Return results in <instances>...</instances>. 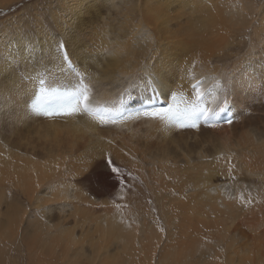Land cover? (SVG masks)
Segmentation results:
<instances>
[{
  "label": "bare ground",
  "instance_id": "bare-ground-1",
  "mask_svg": "<svg viewBox=\"0 0 264 264\" xmlns=\"http://www.w3.org/2000/svg\"><path fill=\"white\" fill-rule=\"evenodd\" d=\"M15 1L17 0H0V5L6 6ZM159 1L161 0H140L138 6L143 8L141 10L145 16L139 19L137 25L139 30L134 29L127 34L128 30L123 29L127 34L126 41H121L120 38H117L120 41L114 40L116 38L109 39L112 36L109 33L110 29L106 26H102V29L97 26L98 19L102 17V10L97 4L80 10L78 15L72 18L73 21L56 19L59 15L69 12L67 6H59L60 13L54 11L55 24L63 32H66L65 26L76 28L91 21L92 26L88 27V32H96L98 39L91 40V43L88 41L84 43V39L82 43L81 37L77 36L79 42L74 39L71 45L76 53L74 59L85 70V75H90L97 84V88L94 89L96 99L104 102L105 107L117 110L122 102L129 106L124 110L126 118L118 123L102 126L90 116L48 117L38 115L32 109V105L42 95L39 84L41 78L45 80L48 91L64 92L72 89L77 82L74 74L65 76L61 72L52 70L50 61L54 59L55 45L51 31L45 35L41 26L40 35L38 36L37 33L38 39L32 38L34 41L24 40L23 37L15 39V36L8 38L6 36V40L0 43V66L11 65L10 70L5 72L0 80L7 84L11 79H16L19 83L20 77L25 78L20 85L24 89L23 94L16 96L12 92L5 91L4 95L0 96V264H21L19 258L13 256V252L23 245L29 252V256L25 255L29 257L30 264L32 262L33 264H95L96 255L92 260L88 259L84 252L86 240L90 238L91 233L82 235L79 241L76 240V236L77 230L83 229L78 218L85 215H88V221L93 215L102 218L97 209L100 205L106 207L103 217L104 221L108 222L107 236L111 238L112 245L118 247L114 253H111L110 247L100 248L95 244L92 250H95L93 251L95 254L99 253V259L103 258L100 264H132L137 254L147 252H150L148 257L155 260L153 252L157 250L164 235L155 237L147 249L145 241L146 238L150 239L164 232L162 233L160 227L155 225L152 234L143 238L141 232L145 233V236L148 235L145 226L140 224L141 222H137L139 227L137 224L130 225L135 220L122 217L123 212L118 209L124 206H129L131 209L133 206L149 208L154 197L149 201L148 195L152 191L157 194L161 189L163 196H166L170 188V185L166 187L169 178L172 180L178 177L176 179L180 184L177 188L181 191L179 195L171 193L172 199H169L172 201L170 204L172 207L167 206L169 202L164 201L163 197H155V199L164 204L163 207L170 212L195 211V214L202 217V214L219 217L218 213H221L230 219H235L245 212L243 208L247 205H242L238 199L239 193L243 192L245 187H242L244 184L237 182L248 178L244 175L245 170L251 175L258 174L264 178V43H253L254 47L249 54L234 66L230 83L226 86L231 90L229 97L231 103L228 106L236 109V114L239 116L237 122L210 126L207 130L192 133L188 129L167 127L158 120L137 116V113L131 112L133 108L130 106L141 105L145 99L150 98L152 89H160L169 103L171 96L180 90L191 96V84L194 81L189 78V72L203 81L206 103L215 107L211 94L215 81L211 77L219 76L221 68L219 64L213 66L212 62L219 60L216 57L217 53L223 52L231 44L227 43L226 35L217 33L210 35L209 43H190L191 34L188 33L186 42L180 37L181 47L177 52L174 50L175 45L170 42L161 43V40H158V43H155L156 39H145L142 36L144 29H147L145 27L142 29L144 23L153 19L156 30L164 33L161 34L164 38L158 39L170 41L176 21L175 11L179 4L180 11L185 10L186 5H190L193 9L192 13L200 14V35L203 37L215 30L222 32L226 28H230L232 33L239 32L245 24L243 15L246 7L237 4L232 8V6H223L220 0H188V4L185 0H173V2L166 0L160 3ZM243 1L236 0V3ZM227 2L233 3L232 0ZM173 3L175 6L172 9ZM87 12L91 17H88V21L84 23L83 16L88 15ZM171 14L174 15L172 28L165 20L166 16ZM123 21L125 23V20ZM5 30L2 29V33ZM255 36L258 37L259 34ZM231 47L238 46L231 45ZM45 65L50 69L49 72L44 71ZM153 66L161 70L162 78L158 81L151 79L150 70ZM128 77L132 78L130 86L127 84ZM225 79V77L221 78V88L216 92L218 97L216 103L227 94ZM125 88L127 91L124 90ZM181 133L184 138L179 140L178 136L180 137ZM108 156H111L114 165L125 174L122 187L124 190H119V194L116 192L118 188L114 187L116 180L110 175V169L105 166V158ZM142 157L145 160L153 159L154 164L157 165L153 174L149 173L148 169L147 172L151 175L149 180L146 179L147 173L145 164L141 161ZM196 157L198 159L195 161ZM176 166L180 167V170ZM230 168H232L231 172ZM137 170L139 173L136 172ZM87 171L84 179L91 182V187H96L95 195L100 200L95 197L89 200L90 196L83 197L82 191L85 188L84 190L81 188L84 183L82 179L69 181V178ZM219 174L237 178L230 186L223 182L218 183L219 185L214 184L217 180L223 181ZM108 176L111 178L108 179ZM181 176L185 177L184 180ZM220 185L223 186L224 191L219 190ZM188 186H192L189 189H194L195 192L184 195L188 191ZM214 186L218 187V192L216 194L212 192L211 195L209 190H215ZM45 187L60 198L56 200L51 193L48 196V191L41 196L40 191ZM71 187L76 191L73 198L69 195ZM228 187L235 188L233 190L236 191L234 192L236 199L232 206H228V201L224 198L225 195L229 196ZM23 196L25 198L22 201ZM143 197L146 200L144 204L142 200L141 204L140 200ZM245 197L250 199L246 195ZM263 199L260 198L258 201L256 198L254 202L258 205L260 200L261 203L264 202ZM58 200L66 206H59ZM218 200L221 203L220 207L217 206L219 208L211 206L213 202L218 203ZM68 201L74 203L76 212L73 213L74 221L69 222L63 229L60 225ZM175 202H179L178 206L174 205ZM255 206H252V209L259 207ZM30 207L40 210L35 214H29ZM262 207L260 205V208ZM252 209L247 210L250 213ZM147 213L150 214L149 211ZM189 216L191 217V214ZM248 218L249 214L246 219L251 221ZM120 219H123L124 223ZM225 219L219 220L222 221L223 226H227ZM258 220H252L253 225H257L250 227V230L255 233L250 232L251 238L246 236L240 241L243 244L239 248L235 245L240 240L239 237L226 234V236L231 235L228 237L233 240L234 250L251 252L252 255L258 253L264 255V236H260L264 229L263 225L257 223ZM51 222L54 225L50 224ZM126 222L130 223L127 225ZM23 223H36V226H23ZM19 227L23 230V235L20 236L22 244L16 243L11 247V243L19 237L15 233ZM229 228L227 226L224 232H228ZM237 230L240 232L241 229L237 228ZM78 245L79 248L75 249ZM58 248H63V252L58 251ZM67 248L68 253L64 256ZM204 249L201 248L200 251L203 253ZM17 254L18 251L15 255ZM191 258L189 246L185 256L176 257L175 261L176 264H193ZM241 259L245 262L242 257ZM256 263L264 264V261Z\"/></svg>",
  "mask_w": 264,
  "mask_h": 264
},
{
  "label": "rangeland",
  "instance_id": "rangeland-1",
  "mask_svg": "<svg viewBox=\"0 0 264 264\" xmlns=\"http://www.w3.org/2000/svg\"><path fill=\"white\" fill-rule=\"evenodd\" d=\"M165 1L166 0H161V1H159V3L165 2ZM180 1H182V0H180ZM232 1H233L232 4H229L227 2V0H220V3L223 6H232V8H233V6H236L235 4H237L238 6L246 7L244 9L245 14L243 15V17H244L243 20H244L245 24H243V27L241 30H239V32L235 31L232 33L230 28H226L222 32L219 30H215L214 32L209 33L205 37L201 36L200 35V25H201L200 14L198 12L192 13L193 9L190 5H186L185 10L180 11V5L178 4V7L175 11V13H177V15H176L175 25L173 26V28L171 27L173 25L171 22L173 21L174 15L171 14L169 16H166V18H165L166 22L171 24L170 27L173 29V32H172L173 37H175V36H178L179 38L181 37V38H183L184 42H186L188 40V33L191 34L190 43H209L210 35L215 34V33L226 35L228 38L227 43H231V44H229L228 47L225 48L223 52H221L219 54L217 53L216 57H218L219 60L212 62L213 66H216L219 64V66L221 68V69H219V71L221 73H227V72L232 73L233 70H235L234 66L236 65V63L238 61H241L246 55L249 54V52L253 48L252 47L253 43H261V36L264 35V0H244L243 2H239V3H236V0H232ZM170 2H173V0H170ZM185 2H186V4L189 3L188 0H185ZM139 3H140V0H17L15 2H12L9 5H6V6L0 5V34H1L0 35V43H2L3 40H6V36H7V38L11 37V36L12 37L15 36L16 37L15 39L23 37L24 40H32V38L35 40V38H37L41 33V30H39L41 26L43 27V33H45L44 28H47L48 30L51 31L50 32L51 36L54 34L63 35L65 32H63L61 28H59V27L57 28L58 25L55 24V20H54V16H53L54 11L57 10V12L60 13L61 7H59V6H64V5L67 6L66 9H68L69 12L67 14H61V15L58 14L59 16L56 19H58V21H63V20H68V19L73 21L72 18L76 17L80 10H82L86 7H89L90 5H94V4H97L98 6H100V8L102 10V17H100L98 19L97 26L99 25L98 27L99 28L101 27V29H102V26H106V28L110 29V31L109 30L108 31L112 36L109 35L111 37V38L109 37V39L116 38L114 40H119L117 38H120L121 41H126L127 34L134 31V29L136 31V29L138 28V26H137L138 23L140 22L141 18H143L145 16V14L142 13L143 10H141L143 8L141 6L140 7L138 6ZM174 6L175 5L173 3L171 5V8L173 9ZM137 7H138V9H137ZM94 10H96V9H94ZM62 12L64 13V11H62ZM138 12H140L141 14ZM87 14L88 15L83 16L85 19L84 23H86L88 21V17H91L89 15L90 13L87 12ZM168 17L171 19H169ZM126 18H127V21H126ZM94 19H95V17L93 18V20ZM123 20H125V23ZM129 20H130V22H129ZM169 20H171V21H169ZM150 21L148 23H144V26L142 29H144V27L147 29H144L145 32H143L142 36L145 39H151V38L156 39L157 41L155 43H158V40H161L160 41L161 43L169 42L168 39H166V40L158 39V38H164L161 35V34L164 35V33L156 30V27L153 24V22H154L153 19H151ZM70 23L71 22H69V24ZM89 23H90V25H89ZM128 23H130V24H128ZM49 25H51V26H49ZM91 26H92L91 21H89L86 25V35L83 37V41L85 39L84 43H88V42L91 43L92 42L91 40H94V39L97 40L98 39V37H96V32H88L89 31L88 27L91 28ZM133 26H134V28H131ZM244 26H246V27H244ZM116 28H118V29H116ZM2 29L3 30L6 29V30L3 31V33H2ZM113 29L115 31V34H113L114 33ZM123 29H125L126 31L128 30L127 34H125ZM20 30H21V32H20ZM119 30H120L121 34L119 33ZM137 30H139V29H137ZM144 30H142V31H144ZM8 32H9V34H8ZM111 32H113V33H111ZM23 33H25V34H23ZM37 33H38V36H37ZM257 33L259 34L258 37L255 36V34H257ZM20 35H22V36H20ZM100 35H101V32H100ZM25 36H26V38L28 37L29 39L28 38L26 39ZM1 37H2V39H1ZM78 37H80V36H78ZM34 40H32V41H34ZM75 40H76V42H79L77 40V37L75 38ZM231 45H235V46L237 45L238 47L232 48ZM234 53L235 54L237 53V54L235 55ZM239 55H241V56H239ZM214 57H215V55H214ZM131 112H134V111H131ZM246 114H247V111H246ZM209 128H210L209 125L203 126L201 124V127L199 129H188V130H191L192 133L193 132L199 133L200 131L207 130ZM177 135H179V134H177ZM182 138H184V136L181 133L180 137L178 136V139L180 140ZM197 159H198V157L195 158V161ZM141 161L143 162V164H145V170L147 173L146 179L149 180V178L151 176L149 173L153 174L156 171L157 165L154 164L155 161L153 162V159L149 160L146 158V160H145V158L142 157ZM176 167L178 170H180V167H178V166H176ZM169 168L171 169V167H169ZM92 169L93 168H90V170H92ZM148 169H149V173L147 172ZM244 170H245V168L243 169V171ZM136 172L139 173V170H137ZM87 173H88V171L85 173L83 172V174L81 173L80 175L82 177L79 175V176H76L74 178H69L70 179L69 181H77L79 179H82L84 183L81 185V188H82V190H84V188H85V190L82 191L83 195H84L83 197L88 198L90 196L91 198L89 197L88 198L89 200L93 199L94 197L98 199V197H96V195H95L96 194V187L95 188L91 187V185H90L91 182L84 179V176H86ZM175 173L176 172H173V174H175ZM244 175H247L248 178L247 179L244 178L245 180L240 179L241 181L239 180V182H237V184H244V186H242L243 188L245 187L244 188L245 190L243 191V193H244V195H246L250 198L248 200H250L251 203L246 204L247 206L246 205L245 206L247 208L246 207L243 208V212L244 211L245 212L243 214L237 216L235 219H233V218L230 219L227 215H222L221 213H218L219 217L211 216V215H205V214H202L203 215V217H202L200 215L195 214V211H193L192 213L187 212V211H183V212L182 211H180V212L171 211L170 212L166 207H163L164 204L159 203L160 201L158 202V199L156 200L155 197H163V199L165 198L164 201L166 200L169 202L167 206L172 207L170 205V204H172V201L170 200V199H172L171 193L173 192L174 194H178V195L181 193L180 189L177 188V186L180 184V182L176 179L178 177L172 178V180L169 178L170 181L168 180V183H166V187H167V185H170L169 189H171V191L168 189L166 196L165 195L163 196L162 192L160 191L161 189H160L159 193L155 194L156 192L154 193V191H152L148 195V197H150V198L146 197V198H148L147 200H149V201L152 200L154 197V199L151 203V206H149V208L148 207L147 208H144V207L135 208L133 206V208L131 209L129 206L120 207L118 210L119 211L122 210V212H123L121 215L122 217L129 218L131 220H135L130 225L134 226L135 224H137V222L138 223L141 222L140 224H143L145 226V228L148 231V235L145 236V233L141 232V234H142L141 236L143 238H146L149 236V234H152L151 233L153 231L152 228L155 225L159 226L160 228L163 227L165 229V231L162 235H156L150 239L146 238V241H145V246L147 249L150 242L155 237H157V236L162 237L164 235L159 246H158V248H157V250L153 252V253H155L156 259L154 258L155 260H153V259L148 257V254L150 252L141 253V254H137L136 257L133 258L132 264H139V263H142V264H176V261H175L176 257L180 258V257L185 256L186 250H188L189 246H190V252L192 255L191 261L193 264H257L256 262L264 261V255H262L260 253L252 255L251 252L247 253L243 250L242 251L234 250L233 249V240L229 239V237H228L231 235L232 236L237 235L240 239V240H238L239 243H240V241H243L246 238V236L251 238L250 232L255 233V231H251L250 227L251 228L256 227V225H257V224L253 225L252 220L260 219L257 221V223L263 225V229H264V213L263 212L261 213V211H264V207H262V204H264V202L261 203V200H260V204L258 203V205L254 202L256 198H258V201L260 198H262V199L264 198V178H262V176H259L258 174H256V175L252 174L251 175V173L247 172L246 170L244 171ZM219 176L222 177L223 181L217 180L215 183L213 182L214 184L219 185L218 183L223 182V183H227V186H230L231 182L235 181L237 178L235 176V179H234L231 176H225L222 174H219ZM154 177L156 179H158L157 176H154ZM110 178L111 177L108 176V179H110ZM181 178H183V180H184L185 177L181 176ZM152 179H154V178H152ZM159 179H160V177H159ZM260 183H263V185ZM154 184H156V183H154ZM151 185H153V184L151 183ZM221 185L219 187V190L224 189L223 186H221ZM174 186H176V187H174ZM90 187H91V189H90ZM191 187L192 186H188V191H186L184 195H186V194L189 195V194H192L195 192L194 189H189ZM214 187L216 188L215 190L214 189L209 190L210 194L212 192H213V194L214 193L216 194V192H218V190H217L218 187H216V186H214ZM88 188H89V190H88ZM228 188L230 189V190L228 189V192H229L228 195L229 196L225 195L224 198L228 201V206H232L233 201H234L233 197H235L234 192H236V191L233 190L235 188H230V187H228ZM261 188L263 189L262 191H261ZM92 189H93V191H92ZM70 190H71V192L69 194L70 198H73L74 197L73 194L76 191H74L73 187H71ZM119 190H124V189L123 188L118 189L116 191L117 194H119V192H120ZM47 191L49 194L48 196H50V193H51V195L54 196L56 198V200L60 198L58 196H55V193L52 192L51 190H48L47 187L42 188V190L40 191V195L44 196V194ZM222 194H224V192ZM24 198L25 197L23 196L22 201L24 200ZM94 200H96V199H94ZM98 200H100V199H98ZM142 200H143V204H144V201L146 199H144V197H143L140 200V203L142 202ZM213 200H211V201H213ZM173 201H174V199H173ZM263 201H264V199H263ZM57 202H58L59 206H66L63 204V202L61 200H58ZM84 203L85 202H83V204ZM178 203L179 202H175L174 205L178 206ZM213 203L211 204V206H214L215 208H219L221 206L220 200H218V203H214L215 205H213ZM255 204H256V206H259V207H257V209L256 208L252 209L253 208L252 206H255ZM67 205L68 206L66 207L65 211L63 212L64 218L61 221L62 223L60 225L63 229L66 228V225L69 222L74 221L73 213L76 212V209L74 207L75 206L74 203L68 201ZM136 205H137V203H136ZM260 205L262 208H260ZM24 206L27 207L28 205H24ZM217 206H219V207H217ZM137 207H139V206L137 205ZM105 208L106 207H104L103 205H100L97 208L100 211L102 218H99L98 215L90 216L89 221H88V215H85L83 217L78 218L80 220V224L83 225V229L79 228L77 230L76 240L79 241L80 237L82 235L85 236L88 233H91L90 238L88 240H86L84 252H85V256L88 259L93 260L94 255H96V259L94 261L95 264H100L101 261L103 260V258L99 259V253L95 254L93 252L95 250H92V248L95 246V244H98L100 246V248H103L105 246L110 247L112 250L111 253H114V250L118 248V247H116V246L114 247V245H112L111 238L107 236L106 230H107L108 222L104 221L105 219L103 217ZM249 208H250V210L252 209L253 214H252V211L249 213V211H250ZM3 210H5V208ZM30 210H31V213L29 212V214H35L40 209L37 210V208L30 207ZM131 211H133V213H131ZM148 211L150 212V214L147 213ZM88 214L90 215V213H88ZM190 214H191V217L189 216ZM248 214H249L248 219L251 221H248L246 219V216H248ZM185 218H187V219H185ZM222 218L223 219L226 218L225 223L227 224L228 227H230L228 232H224V230L227 226H223L222 221H219ZM120 220L123 222V219H120ZM226 220H228V221H226ZM126 223L128 225L130 222H126ZM50 224L54 225L53 222H51ZM28 225L36 226V223H23V226H28ZM137 226L139 227L138 224H137ZM237 228L239 230L241 229L240 232L237 230ZM15 233H16V236H19V237L17 238L16 241L11 243V245H10L11 247L14 246L16 243H18L19 245L22 244V242H21L22 239H20V236L23 235V230L19 227L17 230H15ZM228 233H230L231 235L226 236V234H228ZM256 234H259V233H256ZM260 234H261L260 236H264V232L260 233ZM238 242H237V244H235V245H237V248H239L241 246V244H243V243H240V245H238L239 244ZM117 246H119V245H117ZM199 247H201L203 249L206 248V249H204L205 251L203 250V253H202V251H200L201 248H199ZM78 248H79V245L75 247V249H78ZM17 251L19 254L15 255L17 253ZM24 251H26V253ZM58 251L63 252V248H58ZM164 252L165 253L167 252V253L165 254ZM179 252H181V253H179ZM67 253H68V248L66 251H64V256ZM25 254L27 256H29V252L27 251V249L25 248L24 245L22 246V248L17 247L15 249V251L13 252V256L16 259L19 258V263L30 264L28 261L29 257H27ZM156 254H157V256H156ZM55 255H57V254H55ZM241 257L245 260V262L242 261ZM32 264H33V262H32Z\"/></svg>",
  "mask_w": 264,
  "mask_h": 264
},
{
  "label": "snow or ice",
  "instance_id": "snow-or-ice-1",
  "mask_svg": "<svg viewBox=\"0 0 264 264\" xmlns=\"http://www.w3.org/2000/svg\"><path fill=\"white\" fill-rule=\"evenodd\" d=\"M66 27V32L61 34H54L52 40L55 45L54 59L50 61L52 70L63 73L65 76L75 75L76 83L70 90L64 92L60 91H48L44 89L43 85L45 80L40 79L41 85V98L32 105V109L38 114L48 117L54 116H90L96 120L102 126L116 123L114 119V112L118 114V109L113 110L105 107L104 102L96 99L94 89L97 88V84L93 82L90 75H85L79 62L74 59L76 53L72 50L71 45L77 36L81 37L83 43V37L86 35V25H78L76 28ZM47 35L50 30L44 28ZM175 45V51L179 52L181 47V41L178 36L172 37L169 41ZM261 43H264V35L261 36ZM254 47V45L252 46ZM11 65L5 67L0 66V77L5 72L9 71ZM44 71L49 72L50 69L47 65L44 66ZM54 74V73H53ZM151 79L154 81L160 80L161 70L156 69L154 66L150 70ZM190 79L194 82L191 84L192 95L189 96L182 90L177 91L175 95L171 96V102L166 107L157 106L160 103L159 97L154 96L150 99L149 103L145 107V110L138 112L137 116L149 117L154 120L162 122L167 127H178L180 129H199L201 122L209 124L210 121L218 120L220 114L227 111L228 105L231 103L230 95L231 90L226 86L230 83L231 73H221L219 76L211 77L215 81L211 94L213 97L212 104L206 103V92L203 88V81L195 77L191 72L188 73ZM225 77V91L227 94L219 99V103H216L218 99L216 92L221 88V78ZM31 79V77H28ZM24 77H20L18 83L16 79H11L7 84L0 80V96H3L5 91L14 93L16 96L23 94L24 89L21 88V83L24 82ZM127 84L130 86L132 78L128 77ZM127 91V88L124 89ZM155 91V89H154ZM211 127H215V124H210ZM105 166L110 169V175L114 176L116 185L114 187L121 189L124 186L125 174L121 172L119 167L114 165L111 156L105 158ZM235 166L233 165L232 168ZM232 168L229 171H232ZM115 195V194H114ZM121 199L123 197H120ZM236 199V197H233ZM239 202L244 205L251 203L246 199L243 192L239 193ZM119 206V205H118ZM163 233L165 229L160 228Z\"/></svg>",
  "mask_w": 264,
  "mask_h": 264
}]
</instances>
